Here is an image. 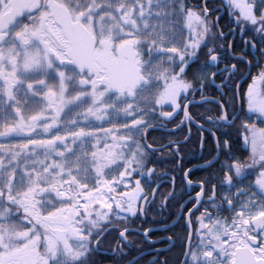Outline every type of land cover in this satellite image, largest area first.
Listing matches in <instances>:
<instances>
[{
    "label": "snow or ice",
    "instance_id": "snow-or-ice-1",
    "mask_svg": "<svg viewBox=\"0 0 264 264\" xmlns=\"http://www.w3.org/2000/svg\"><path fill=\"white\" fill-rule=\"evenodd\" d=\"M157 225L147 264H264V0H0V264Z\"/></svg>",
    "mask_w": 264,
    "mask_h": 264
},
{
    "label": "flooded vegetation",
    "instance_id": "flooded-vegetation-1",
    "mask_svg": "<svg viewBox=\"0 0 264 264\" xmlns=\"http://www.w3.org/2000/svg\"><path fill=\"white\" fill-rule=\"evenodd\" d=\"M221 0H214L215 5H219ZM228 23L227 16L221 20V26L224 27ZM226 30V28H225ZM245 87L247 85H244ZM205 95L208 96H214L215 92L213 89H207L205 91ZM196 101H200L201 97L199 94L195 97ZM207 107V105H205ZM193 111H204V108L201 107H196L192 109ZM194 130V129H193ZM197 175H204V173H198ZM146 226H152L151 224L146 225ZM156 227V232L157 235L154 237V239L157 241V243L154 246H149V245H144L140 251H137L135 255L137 256L138 259H140L141 264H147V261L151 259L152 255H154V249H167L169 247L168 244L163 242L161 240V236L163 235H170L172 233L164 231V229L160 226H155ZM169 227H171V222L169 221ZM174 231L179 232L180 229H174ZM180 248L179 245H177L175 248L172 249L171 252H167V255L171 258L172 264H175L176 258L179 255ZM110 256V253L108 252H102L101 255L98 257V259L101 261V264H109L108 262V257Z\"/></svg>",
    "mask_w": 264,
    "mask_h": 264
}]
</instances>
